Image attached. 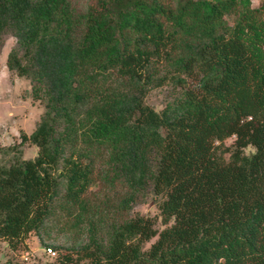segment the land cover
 Segmentation results:
<instances>
[{
    "label": "trees",
    "instance_id": "obj_1",
    "mask_svg": "<svg viewBox=\"0 0 264 264\" xmlns=\"http://www.w3.org/2000/svg\"><path fill=\"white\" fill-rule=\"evenodd\" d=\"M6 35L42 111L0 145V239L66 235L48 264H264V0H0ZM148 195L158 231L128 214Z\"/></svg>",
    "mask_w": 264,
    "mask_h": 264
},
{
    "label": "rangeland",
    "instance_id": "obj_2",
    "mask_svg": "<svg viewBox=\"0 0 264 264\" xmlns=\"http://www.w3.org/2000/svg\"><path fill=\"white\" fill-rule=\"evenodd\" d=\"M250 6L255 7L259 0H249ZM228 23L231 22L226 17ZM13 37L6 35L3 38L0 47V145H7L14 141H18L19 132L28 134L34 127V123L38 119L42 104L37 100H32L28 96L29 82L23 77H18L7 71L4 60L5 55L10 46L13 44ZM172 89L170 85L164 84L150 89L144 97V101L154 110L160 109L163 104L170 99ZM233 137L224 140V144L231 143ZM22 157L30 158L36 152V147L25 142L22 146ZM252 151L251 146L244 148V153L248 154ZM129 215L138 214L151 217L154 221V228L160 230L164 225L160 222L158 210L148 195L133 203L128 212ZM52 234H55L52 232ZM155 236L144 243L143 248L154 240ZM72 241L66 235L55 234L52 237L42 236L40 241L37 236L29 233L27 237L16 247H10L6 241L0 239V264L6 262L15 264H48L52 262L58 250H65ZM49 247L54 250V255H48L44 252V248Z\"/></svg>",
    "mask_w": 264,
    "mask_h": 264
},
{
    "label": "built area",
    "instance_id": "obj_3",
    "mask_svg": "<svg viewBox=\"0 0 264 264\" xmlns=\"http://www.w3.org/2000/svg\"><path fill=\"white\" fill-rule=\"evenodd\" d=\"M44 252L48 255H54V251L49 247L44 248Z\"/></svg>",
    "mask_w": 264,
    "mask_h": 264
}]
</instances>
